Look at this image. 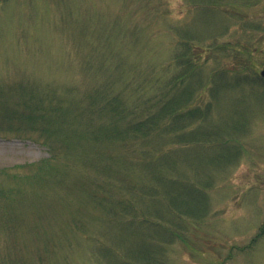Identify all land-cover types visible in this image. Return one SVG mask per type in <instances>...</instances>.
I'll list each match as a JSON object with an SVG mask.
<instances>
[{"label":"rangeland","instance_id":"374dc122","mask_svg":"<svg viewBox=\"0 0 264 264\" xmlns=\"http://www.w3.org/2000/svg\"><path fill=\"white\" fill-rule=\"evenodd\" d=\"M195 44L184 88L221 72L185 107L209 105L182 128L204 140L155 138L144 155L101 134L105 102L118 97L125 130ZM263 66L264 0H0V264H142L125 253L145 241L154 264H264ZM157 176L196 184L204 206L155 237L152 214L129 218L159 202Z\"/></svg>","mask_w":264,"mask_h":264},{"label":"trees","instance_id":"16d2710c","mask_svg":"<svg viewBox=\"0 0 264 264\" xmlns=\"http://www.w3.org/2000/svg\"><path fill=\"white\" fill-rule=\"evenodd\" d=\"M204 1H211V3L218 4L220 0ZM190 46L192 47L193 51H190L188 53V51L186 50L185 52L179 53V55H177L176 57L175 61L181 66V71L172 77L170 82L167 84L168 86L165 87L164 91H161L160 93L158 91L153 92V99L149 97V103L147 105V109L144 116L140 119L128 123L125 126V130H121L118 126L115 127V125L120 119L118 117H123L125 113L123 107L119 105L118 97H113V99L110 100V103L105 102V106L111 109L112 111L113 122L110 124V127L102 126L100 128L101 134L106 135L107 138H110L113 141L123 140L124 138L129 137V141L137 142V144L142 143V154L144 155L150 154L152 150L151 146H153V140L155 138H162L163 136H165L164 141H168L167 145L177 144L178 142H181L183 140H204V138L207 137L206 131L204 129L200 128L199 130L192 131L193 127L187 126V128L183 130L182 128L187 125L183 123L189 121L191 126L193 124L191 123L193 119H199L200 116H207L206 112L208 111L209 105L207 110L201 108L198 109V107L195 108V106H192V108H189L185 111V107L187 105H190V103H193L195 99L199 97L200 92H202L203 90L207 91V87H209L210 81L212 82L213 80L216 83V76H220L221 72L219 70H213L211 76H209L208 78V82L205 83L200 79V86L196 89H194L193 87L184 88L186 82L188 83L190 81H194V78L196 76L199 77V73H201V61H199L201 58V54L199 49H202V47H200L199 44ZM180 84L182 85V90H179L178 88ZM210 90L212 93L217 91L216 87H210ZM176 91H178L179 93L176 94ZM26 104L30 110L25 112V115L23 116L24 119H28V121H34V118L42 119V115L38 116L40 112L36 114L35 110H33L35 108L32 106V103H28L26 101ZM198 111H200V113H197ZM184 112H189V118H184ZM3 117L6 118L8 116L4 114ZM160 123H163V125H160V127L170 125V130H168V132L160 130V127H158ZM85 132L88 134V136L98 135V131L94 132L89 128H86ZM223 156L226 157L225 155ZM47 161L48 160H45V162ZM167 180H170V177H167ZM158 181H160V177L158 178ZM178 182L183 184L182 181ZM142 186L140 188H142ZM196 188V184L188 182L185 183L183 186L178 185V187L175 189L172 181L166 182L162 179V181H160L159 186V189H162V191L160 192L159 202L155 201L156 198L152 197V202L146 204V214L142 212V217H140V219H136V216H132L129 218V221L132 223H141L142 220L147 221L146 218H148V216L152 214V218L150 220L151 224L156 228H153L154 236L156 237V234L160 235V233H163L162 231L166 230L170 226L168 225V223L172 222L171 224H173V221L177 222L179 217H198L203 211L202 206H204V204L202 196L204 194V191L199 190L198 192ZM149 189V192L157 190L154 186L152 188L149 187ZM141 192L142 189L137 191L136 194L139 195ZM131 202L133 201H129L130 207L133 206ZM154 254V250L150 249L146 241L143 243V247L142 244L136 242L135 246L132 247L130 250V257H128L129 250L126 251V258L124 262H126L127 260L134 261V259H136L143 262L142 264H154L156 262V259H159L156 258Z\"/></svg>","mask_w":264,"mask_h":264},{"label":"water","instance_id":"95a60500","mask_svg":"<svg viewBox=\"0 0 264 264\" xmlns=\"http://www.w3.org/2000/svg\"><path fill=\"white\" fill-rule=\"evenodd\" d=\"M260 75L264 77V66H263V68L260 71Z\"/></svg>","mask_w":264,"mask_h":264}]
</instances>
